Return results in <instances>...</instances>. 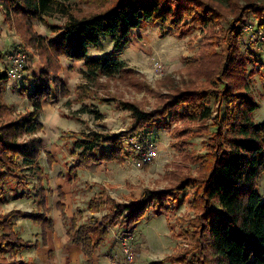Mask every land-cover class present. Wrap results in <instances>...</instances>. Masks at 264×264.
Wrapping results in <instances>:
<instances>
[{
    "label": "trees",
    "instance_id": "obj_1",
    "mask_svg": "<svg viewBox=\"0 0 264 264\" xmlns=\"http://www.w3.org/2000/svg\"><path fill=\"white\" fill-rule=\"evenodd\" d=\"M103 6L100 14L78 18L70 10L71 0H0V12L10 26H15L22 43L35 47L41 58L42 70L32 79L30 91H23L31 112L19 116L16 121L11 109L2 104V90L6 87L7 71L0 67V204L3 202L5 185L28 187L27 180L41 183L42 170L39 155L43 143L35 133L41 125L37 118L45 101L53 94L61 95L66 88L57 80L56 59L82 64L84 81L96 77L112 78L126 67L116 56L127 46L135 30L145 23L158 28L160 35L174 33L182 37L187 30H211L225 21L219 8L203 0H96ZM252 14L258 27L264 23V6L248 4L240 9L236 19L230 20L223 42L229 53L236 49L241 38L244 17ZM59 15L65 19L63 27L53 28L57 36L44 43L30 30V20H42ZM29 36V37H27ZM102 38L110 39L112 55L91 56L89 48L99 49ZM33 49V48H32ZM5 54L0 51V64ZM228 55V54H227ZM234 59H231V63ZM228 78V72L220 74ZM222 81V80H220ZM63 87V90L60 88ZM85 89V86H79ZM230 86L220 91H190L179 93L164 104L160 110L145 112L135 104H122L130 113L131 130L118 135L90 133L75 140V163L69 168L70 181H76L78 169L88 170L91 165L119 164L133 152V144L142 145L145 131L156 122L168 125L179 118L189 122L210 121L214 131L208 132V153L202 158V169L198 177H186L177 187L163 192L145 191L138 200L118 203L102 192L87 203L90 220L78 224L80 214L68 218L62 203L64 194L55 208L67 224L69 242L80 247L83 255L92 259L94 252L105 242L113 228L123 234H133L137 226L149 214H168L169 205L176 203L179 194L190 192L189 209L193 217L187 227L180 229V237L186 248L175 256L166 257L160 264H264V202L258 191L264 179V123L257 125L252 114L258 109L246 93L231 92ZM213 100L216 110L205 103ZM21 137L28 140L20 141ZM49 156L48 161L52 163ZM38 196L44 200L45 191L40 186ZM187 197L184 196V200ZM43 211L45 209L40 206ZM96 217V214H104ZM47 210L39 215H30L42 226V235L53 229ZM19 215L10 212L0 216V264H24L15 256L28 247L15 235L11 218ZM28 217V216H27ZM8 255L10 258H4ZM155 264V263H151Z\"/></svg>",
    "mask_w": 264,
    "mask_h": 264
},
{
    "label": "rangeland",
    "instance_id": "obj_2",
    "mask_svg": "<svg viewBox=\"0 0 264 264\" xmlns=\"http://www.w3.org/2000/svg\"><path fill=\"white\" fill-rule=\"evenodd\" d=\"M203 1L218 7L225 21L211 30H187L182 37L174 33L160 35L155 25L145 23L133 32L130 43L116 55L126 68L112 78L102 76L87 82L81 75V63H71L63 57L55 60L59 69L56 78L66 91H61L59 97L53 94L49 101H45L37 118L42 128L34 135L43 143L39 155L43 172L41 183L28 179L27 188L6 184L0 204V216L10 212L19 214L11 218L10 223L17 239L28 246L15 256L16 261L22 260L24 264H64L67 258V264H70V245L65 235L67 224L55 208L60 201V192L64 194L62 203L68 218L79 213L80 224L90 220L92 215L86 210L87 203L101 191L118 203H128L138 200L145 191L161 193L177 187L186 177H198L202 169L200 162L209 152L208 132L214 131L213 123L177 118L169 126L156 122L157 125L147 128L142 145L126 140L124 147L133 144V152L128 153L123 163L78 169L76 181L69 182L73 177L69 168L73 167L77 152L75 140L81 139L83 134L118 135L131 130L130 113L122 109V104H135L145 112H155L176 94L208 90L218 92L228 85L233 92L247 93L252 98L258 107L252 114V120L257 125L264 123V40L251 42L256 38L253 33L245 32L246 27H255L253 15L244 17L245 26L236 43L234 58L223 42L224 30L228 29L230 20L238 17L240 9L248 4L263 7L264 0ZM103 6L96 0H71L70 10L78 18H86L100 14ZM64 22L65 19L59 15L29 21L32 33L44 43L57 36L53 28H62ZM14 27L6 23L0 12V51L5 54L0 67L6 68V55L17 49L27 56L23 79L11 89L4 87L2 90V104L10 108L12 114L4 121H16L19 116L31 112L32 105L23 91H30L33 77L39 75L43 66L37 49L27 48ZM112 52V43L107 38H102L99 49L89 48L91 56H108ZM231 59L234 63L230 64ZM155 64L163 66L159 76L155 72ZM225 72H228V78L220 75ZM205 105L213 111L217 109L213 100H208ZM28 139L21 137L20 141ZM150 145L157 157L145 162L146 149ZM49 156L52 163L48 161ZM40 186L45 191L44 200L38 196ZM258 191L264 202V179ZM190 196L189 191L179 194L177 202L169 205L167 215L149 214L133 234H123L119 228H113L107 244L99 249L95 262L122 263L121 240H126L137 252L133 264H160L166 257L179 254L186 248V241L179 236L180 229L187 227L193 217L189 209ZM40 206L47 210V219L51 218L53 224V229L44 236L42 226L29 219L30 215L45 213ZM103 215L105 212L96 217ZM4 258L10 261L8 255Z\"/></svg>",
    "mask_w": 264,
    "mask_h": 264
},
{
    "label": "built area",
    "instance_id": "obj_3",
    "mask_svg": "<svg viewBox=\"0 0 264 264\" xmlns=\"http://www.w3.org/2000/svg\"><path fill=\"white\" fill-rule=\"evenodd\" d=\"M252 26L246 27L245 32L254 35L256 39L253 38L251 42L264 40V24L258 27L257 23ZM27 61V56L21 50L17 49L14 53L6 55L5 64L7 65L5 71H7V82L6 89H11L16 83L23 79V68ZM155 72L159 76L163 72V66L161 64H155ZM145 162L155 160L157 153L152 150V146H148L146 149ZM121 248L124 256V261L122 263H117L116 261H108L107 264H133L136 260L137 252L131 247V245L126 240H121Z\"/></svg>",
    "mask_w": 264,
    "mask_h": 264
},
{
    "label": "crops",
    "instance_id": "obj_4",
    "mask_svg": "<svg viewBox=\"0 0 264 264\" xmlns=\"http://www.w3.org/2000/svg\"><path fill=\"white\" fill-rule=\"evenodd\" d=\"M88 213L90 214V212H88ZM90 215H92V214H90ZM96 215H98V214H96ZM80 224H84V223H80ZM65 235H66L67 241L69 242L66 232H65ZM109 237H110V234L106 238L105 242L94 252L93 257L90 260H88L83 255L80 247H77V246L73 245L71 242H69V245H70V248H69L70 254H69L68 257H69V260H70V264H97L95 262V260H97V253H98V251H99L100 248H102L105 244H107V240H108ZM57 238H58V241H60V238L58 237V235H57ZM59 244H60L61 248H63L64 245L61 242ZM67 262H68V259L66 258L65 261H64V264H67Z\"/></svg>",
    "mask_w": 264,
    "mask_h": 264
}]
</instances>
